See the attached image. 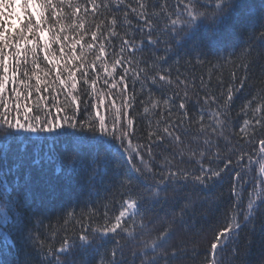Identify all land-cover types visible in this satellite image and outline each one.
Returning a JSON list of instances; mask_svg holds the SVG:
<instances>
[{
	"label": "snow or ice",
	"instance_id": "6c2138e0",
	"mask_svg": "<svg viewBox=\"0 0 264 264\" xmlns=\"http://www.w3.org/2000/svg\"><path fill=\"white\" fill-rule=\"evenodd\" d=\"M237 7L240 5L236 0H175L174 5L172 0H88L83 5L84 16H80L82 6L76 0H0V223L15 221L18 224L25 249H29L30 242L34 243L36 239L33 234V221L42 222L40 217L43 216L44 208L40 204L33 206L28 203L20 188L10 187L8 178L23 172L27 184L33 165L39 166L42 161L52 163L56 159V146L63 144L61 159L64 167L70 174L83 175L90 197L93 191L98 198L101 191L111 193L119 190L121 194L127 193V198L121 199V210L118 214L109 215L108 204L103 205V222L96 221L97 226L91 228V234L85 229L79 235V242L75 238L64 239L62 246L55 249L56 253L70 256L76 249L87 252L95 249L110 234H123L122 239L137 242L136 228L146 227L143 223L144 216L154 214L157 206L175 203L179 195L176 188L179 181H184L182 186H186L191 180L204 188H212L224 179L223 174L227 171L231 176L233 202L225 222L215 230L209 241V256L204 264H219L215 257L229 245L234 250L235 264H249L236 245L243 229L255 230L257 219L260 220L261 227H264V179L253 177L246 205L243 198L245 186L249 183L247 172L253 164L261 165L260 175L264 176V138H257V132L264 134V89L254 93L241 109L247 117L244 120L245 127L240 130L243 134L241 139L245 144L259 145L258 151H255L257 159L253 160V153L242 148L237 150L233 146L228 151L236 152L235 160L229 157L224 161L223 167H212L202 162L205 151H200V159L196 161L200 165L198 175L183 168L171 167L172 160L165 158L169 167L157 178L140 151L144 146L133 145L136 117L129 112L136 99L134 92L129 94L128 77L132 73V83L140 82L141 92L148 83L162 90L165 85L184 86L185 89L188 87L186 78L178 74L173 80L170 76L171 68L161 66L167 64L172 55L177 54L176 46H166L164 55L155 57L151 63L135 59V53L143 51L145 39L147 45H167L169 39L180 45L181 40L203 26L210 30L212 40ZM109 13L112 14L111 18H108ZM89 15L92 18L103 15L105 19L96 24V30L90 32L91 42L81 45L84 33L90 31L86 28ZM69 17L73 22L66 25L64 21ZM78 17L79 22H76ZM13 19L15 24L11 23ZM121 26L126 29V38H121L118 52H110L112 38H120L118 29ZM69 29L76 33L71 39ZM137 30L140 34L139 42L135 39ZM259 37L264 40V20L260 23ZM78 45L79 54L76 51ZM249 47L247 43L243 46L248 55ZM93 49H96L95 58L88 61L86 52ZM126 52L132 55L125 56ZM205 55L207 53L202 48L194 46L184 52L181 59L183 56H194L196 63L202 64L200 58ZM109 56L111 60L106 59ZM179 62L178 60L177 63ZM141 64L144 66L141 67ZM240 66L247 72L250 64L244 63ZM32 80L35 81L34 84L30 83ZM100 83L105 85L103 90ZM246 84L247 75L237 79L233 73L232 83L228 85L226 93L221 92L220 97L204 98L205 104L211 101L218 107L211 111L215 125L206 126L201 123L202 132L210 129L212 135L223 136L231 103ZM113 89L116 90L115 93ZM33 92L36 94L35 103L31 99ZM45 93L48 95H44ZM148 95L149 100L141 101L142 104H150L152 109H156L162 103L168 109L169 117L173 115L174 109L181 117L179 120H167L162 129L163 135L159 122L155 131H149L147 153L152 157L151 145L164 142L165 137L177 146L183 143L179 130L189 118L190 97L187 90L183 95L174 92L170 96H164L162 100L152 98L151 92ZM61 96L64 97L63 101L59 99ZM49 98L53 101L51 105L48 104ZM117 100L120 101L119 104ZM144 112H149L147 106ZM203 119L201 114L200 120ZM77 133L92 135L77 136ZM14 141L21 144L25 141L39 142L47 146L48 151L34 160L20 153L9 156V145ZM113 143L123 150L131 172L136 173V176L127 170L117 172L111 177L106 176L105 169L113 161L120 167ZM204 143L210 145L212 141L206 137ZM178 155L183 156V151ZM212 158H221L219 150L211 153L209 159ZM135 160L143 164V170L135 164ZM245 160L247 163H242ZM233 165L239 170L231 175ZM145 171L152 173L155 183L147 185L142 191H134L136 182L144 177ZM21 187L24 191H30L29 187ZM190 207V203L185 202L180 212L173 210L172 218L166 219L167 226L151 241L139 239V253L133 252V256L138 254L141 257L140 264H171L170 258L176 256V250H169L167 245L177 228H190L186 219L187 209ZM98 215V209L90 210L86 219ZM129 216L132 217L131 223L127 219ZM137 216L141 221L139 225L136 224ZM241 216L243 219L239 218ZM48 255H52L51 249ZM32 257V252L26 251L18 264H35ZM123 257L124 246L117 240L111 249V259H104L103 264H122ZM56 264H62L59 256ZM132 264H135V260ZM260 264H264V257Z\"/></svg>",
	"mask_w": 264,
	"mask_h": 264
},
{
	"label": "trees",
	"instance_id": "16d2710c",
	"mask_svg": "<svg viewBox=\"0 0 264 264\" xmlns=\"http://www.w3.org/2000/svg\"><path fill=\"white\" fill-rule=\"evenodd\" d=\"M81 4L82 10L80 16H84L83 5L88 3V0H76ZM99 2V0H98ZM134 2V0H132ZM173 5L175 0H172ZM240 5L230 16L226 19L223 25L220 26L210 40V30L206 27H200L192 35L185 37L180 41V45H176V41L169 39L167 45L161 43L158 45H147V40L143 42V51L135 53L136 60H146L149 63L155 57L164 55L165 47L176 46L177 54L172 55L167 64H162V68H171L170 76L173 80L179 74L182 78L188 81V87H176L165 85L164 89H159L150 83L145 85L143 92L140 91V82L132 83L134 73L128 77L129 94L135 93L136 99L133 101V108L129 109L131 115L136 117L134 123L135 134L133 136V145H143L140 151L143 153L145 160L152 167L156 177L162 171H166L169 165L166 163L165 158L172 160L171 167L183 168L194 175L199 174L200 165L196 162L200 159V151H205L203 163L212 167H223L224 161L231 157L233 160L236 158V152H229L228 149L236 146L237 150L242 148L244 151L253 153V160L257 159L255 151H258V144H245L241 139L243 135L241 128L245 127L244 120L247 118L241 111L243 105L251 96L261 89H264V40L260 39V23L264 20V0H236ZM18 11V10H17ZM111 13L108 18H111ZM105 19L103 15L92 18L88 16L86 28L90 31L84 33L85 42H91L92 30H96V24ZM14 20V19H13ZM11 21V23L13 22ZM73 20L71 17L66 18L64 23L70 24ZM79 22V17L76 19ZM120 38H112V48L109 51H119V46L122 43L121 38L124 37L125 28L121 26L119 29ZM70 39L76 34L69 29ZM135 39L137 42L140 40V34L137 30ZM214 40V43H213ZM248 44L250 55L246 54L243 46ZM194 46L202 48L207 55L202 56L200 59L202 64L196 63L194 56H181L184 52L190 50ZM77 54L80 51V45L77 46ZM95 51L86 52V59L91 61L95 58ZM132 54L125 53V56ZM111 60V57H106ZM42 60V55H41ZM180 61L177 63V61ZM189 61H191L189 63ZM46 63V62H45ZM63 63V61H61ZM244 63H249V69L245 70L240 66ZM144 66L143 64L140 65ZM136 67V64H133ZM235 73L237 79L247 75V84L241 92L235 95L231 103V107L227 114V123L224 125L223 136L212 135L211 131L202 132L200 124L206 126L211 124L215 125L214 120L211 118V111L218 107L209 101L208 104L204 103L206 97H220L221 92H225L230 83H232V76ZM30 83L34 84L32 80ZM103 90L105 85L100 83ZM189 93V118L185 121V125L179 131L182 134L183 143L177 146L172 140L165 137L162 143H153V156L149 157L147 153V146L150 141L148 138L149 131L157 129V123L160 124V132L163 135V126L169 119H181L178 111L173 110V115L168 116V109L161 106L152 109L150 104H142L141 101L147 102L149 100L148 93L153 94L154 99H161L164 96H170L174 92H179L183 95L184 91ZM115 93V89L112 90ZM44 95H48L45 93ZM36 94L33 92L32 100L35 103ZM63 101L64 97H59ZM198 101V103H197ZM53 103L49 98L48 104ZM106 103H110L106 101ZM119 104L120 101L117 100ZM147 106L149 112L145 113L144 108ZM178 107V101H177ZM201 109L203 111L201 112ZM163 113V115H161ZM201 114L203 121L200 120ZM77 136H91V133H77ZM212 141L210 145L204 143L205 138ZM257 138H264V134L257 132ZM113 149L118 153L120 167L113 161L106 169V176L111 177L117 172L127 170L131 175L137 174L131 172V166L128 165L127 157L124 155L123 150L113 143ZM62 149L63 144H58L55 149L56 159L52 163L41 162V165H33L30 180H27L26 175L22 172L14 177H9L10 187L20 188L24 199L35 206L40 204L44 208L43 216L40 217L41 223L33 221V234L35 241L30 242L29 249H25L23 242L20 239L18 224L15 221L7 223H0V262L3 264H18V261L23 258L26 251H31L35 264H56L57 257L61 260L62 264H103L104 259H111V249L116 245L117 240L121 241L124 246V257L122 264H140L141 257L137 254L133 256V252L139 253L137 247L138 241L142 238L145 242L151 241L155 238L157 233L167 226L166 219L172 218L171 212H180L184 203H190L191 207L187 209L188 215L186 217L190 228L188 230L177 228L173 233V238L167 245L169 250L175 249L176 256L170 258L171 264H204L206 257L209 256V241L214 235L216 229H219L226 220L231 208L232 197V183L231 176L226 171L224 179L217 183L212 188H204L202 185L195 184L191 180L188 181L186 186L184 181H179L176 188L179 195L175 203H165L162 206H157L154 214H147L144 216L143 223L146 225L144 228H136L138 237L137 242L122 239L123 234L114 236L110 234L102 242L98 243L95 249L83 251L80 249L73 250L71 255L58 254L55 252L56 248L62 246V242L66 238H75L79 242V235L83 234L86 229L91 234V228L97 226L96 221L103 222L105 207L108 204L109 215L113 213L118 214L121 210L120 201L122 198H127V193L121 194L119 190H113L111 193L101 191L99 197L95 196L92 192L90 197L89 190L85 188L83 175L70 174L62 163ZM87 151V148L83 149ZM219 150L220 159H209L211 153ZM48 151V147L40 144L39 142L25 141L24 143L12 142L9 145L8 154H24L36 159ZM183 151L184 155L179 156L178 153ZM195 153L193 156L192 153ZM242 163H247L243 161ZM135 164L140 166L143 170V164L139 160H135ZM60 168V171H57ZM231 175L235 174V166L233 165ZM261 165L253 164L251 170L247 172L249 183L245 186L243 198L246 205L247 193L252 189V178L259 177ZM146 177V178H145ZM152 173L144 172V177H141L136 182L134 191H142L147 185L154 184ZM21 186L30 188V191H24ZM172 193V186H169V195ZM115 196V199L112 197ZM126 207V206H125ZM99 211L98 216H93L92 219H86L90 215V210ZM166 214H168L166 216ZM243 219V217H239ZM131 223L132 217L128 218ZM68 221L66 224L65 221ZM140 217H136V224H140ZM251 227V226H250ZM236 248L240 250L241 254L249 264H260L261 258L264 257V227H261L260 220L257 219L255 230L245 228L240 232L239 241ZM49 249L52 255H48ZM246 250V251H245ZM233 247L229 245L224 248L215 259L219 264H235V257L233 255Z\"/></svg>",
	"mask_w": 264,
	"mask_h": 264
},
{
	"label": "rangeland",
	"instance_id": "374dc122",
	"mask_svg": "<svg viewBox=\"0 0 264 264\" xmlns=\"http://www.w3.org/2000/svg\"><path fill=\"white\" fill-rule=\"evenodd\" d=\"M13 24H15L16 23V21H15V19L13 20V22H12Z\"/></svg>",
	"mask_w": 264,
	"mask_h": 264
}]
</instances>
